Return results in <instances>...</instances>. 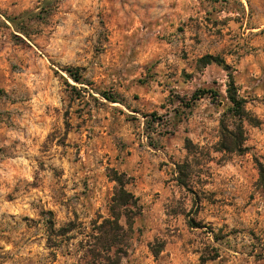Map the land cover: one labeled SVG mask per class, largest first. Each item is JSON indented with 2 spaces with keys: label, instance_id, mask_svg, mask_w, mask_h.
Returning <instances> with one entry per match:
<instances>
[{
  "label": "rangeland",
  "instance_id": "rangeland-1",
  "mask_svg": "<svg viewBox=\"0 0 264 264\" xmlns=\"http://www.w3.org/2000/svg\"><path fill=\"white\" fill-rule=\"evenodd\" d=\"M259 163L264 0H0V264H264Z\"/></svg>",
  "mask_w": 264,
  "mask_h": 264
},
{
  "label": "trees",
  "instance_id": "trees-1",
  "mask_svg": "<svg viewBox=\"0 0 264 264\" xmlns=\"http://www.w3.org/2000/svg\"><path fill=\"white\" fill-rule=\"evenodd\" d=\"M75 81L79 80V77L75 74L71 75ZM205 91H201L200 93L195 92L193 98H198L202 96ZM226 99L228 101V105L225 113L232 119V126L230 127L228 123L224 120H221V140H220V148L225 151H241L242 144L244 141V131H243V121L249 120L248 112L245 108V99L238 92L237 87L234 85L232 78L229 79L226 87ZM259 165V172L262 175L264 169ZM116 182V186L114 192L110 198L111 204L109 206V212L112 218L104 219V223L100 226L101 228L104 224L108 225L107 229H101L103 233L102 237V246L103 251H108L111 248V245L116 242L115 236L117 234V229H121V225L119 224V219L122 216L126 217V224L130 228L131 222L128 218H130L126 211H130L127 209L129 206L134 204L133 195L125 189V181H123L120 177H114ZM104 246L105 249H104ZM105 264H118L117 257L111 259L109 256H103ZM104 264V263H103Z\"/></svg>",
  "mask_w": 264,
  "mask_h": 264
}]
</instances>
